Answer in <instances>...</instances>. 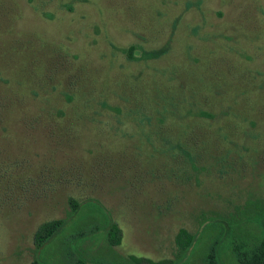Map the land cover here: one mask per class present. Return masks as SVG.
<instances>
[{
	"label": "rangeland",
	"instance_id": "1",
	"mask_svg": "<svg viewBox=\"0 0 264 264\" xmlns=\"http://www.w3.org/2000/svg\"><path fill=\"white\" fill-rule=\"evenodd\" d=\"M94 205L121 243L68 235L48 264L174 258L180 228L237 264L232 235L264 237V0H0V264Z\"/></svg>",
	"mask_w": 264,
	"mask_h": 264
},
{
	"label": "trees",
	"instance_id": "2",
	"mask_svg": "<svg viewBox=\"0 0 264 264\" xmlns=\"http://www.w3.org/2000/svg\"><path fill=\"white\" fill-rule=\"evenodd\" d=\"M127 57L129 59L135 58V47L130 46L127 50ZM143 55L147 58H156L163 53L162 51H143ZM70 212L69 215H74L78 212L79 203L74 198L69 199ZM92 207V206H91ZM94 209L90 210V213H85L81 218L71 222L73 229L67 234L65 232L68 220L66 218H58L45 221L41 223L34 233V245L37 254L43 253L40 260L36 256L28 264H48L45 259L44 252H46L47 246L52 241L59 238L62 241L63 252L70 251L72 249V239L66 240L68 235L76 238L79 235L92 234L101 229L106 231V242L109 247L117 246L121 243V229L118 224L110 220L102 209L94 205ZM264 210V205L259 206L256 212L257 216H260ZM87 214V215H86ZM104 218L105 226L99 225L98 220ZM230 227V226H229ZM229 231L230 228H225ZM241 232V231H240ZM242 233V232H241ZM195 235L189 232L185 228H180L175 236L176 252L174 258H162L154 260L147 257L128 255L125 257H119V259H113L112 261H106L105 259H95V264H196L193 261L192 254H194ZM68 241V242H67ZM64 247V249H63ZM216 242L213 241L209 245L205 246L200 253L201 264H218L217 252L215 250ZM230 248L232 256L237 264H264V237L259 235L249 236L248 234H233L230 240ZM69 261V260H67ZM67 264H92L83 256H77L72 262Z\"/></svg>",
	"mask_w": 264,
	"mask_h": 264
}]
</instances>
